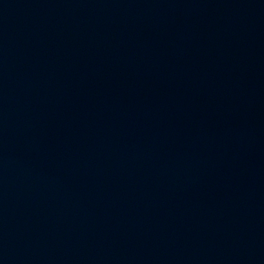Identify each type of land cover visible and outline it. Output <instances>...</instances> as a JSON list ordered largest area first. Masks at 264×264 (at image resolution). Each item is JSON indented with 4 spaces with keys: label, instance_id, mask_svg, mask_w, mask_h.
Listing matches in <instances>:
<instances>
[{
    "label": "water",
    "instance_id": "water-1",
    "mask_svg": "<svg viewBox=\"0 0 264 264\" xmlns=\"http://www.w3.org/2000/svg\"><path fill=\"white\" fill-rule=\"evenodd\" d=\"M0 264H264V0H0Z\"/></svg>",
    "mask_w": 264,
    "mask_h": 264
}]
</instances>
